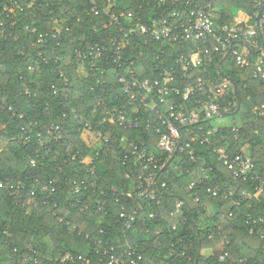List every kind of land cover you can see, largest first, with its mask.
<instances>
[{"label": "trees", "instance_id": "obj_1", "mask_svg": "<svg viewBox=\"0 0 264 264\" xmlns=\"http://www.w3.org/2000/svg\"><path fill=\"white\" fill-rule=\"evenodd\" d=\"M158 1L0 0V264H108L111 254L125 264L132 258L136 264H264V236L249 231L253 225L264 229V191L256 195L264 179V90L252 66L241 67L231 53L213 48L208 72L200 67L187 75L209 84L228 76L238 84L240 108L231 116L238 138L232 124L211 119L210 126H223L211 142L196 144V161L179 152L157 170V199L139 194L144 165L125 163L124 135L148 139L149 150L158 136L147 129L149 115L138 100L117 98L118 65L95 54L126 32L118 24L104 26L105 6L114 2L116 12L168 17L182 6ZM216 7L218 27L232 23L241 10H254L251 0H221ZM139 40L127 39V59L155 58L162 41ZM169 50L173 56L180 51ZM118 109L140 118V126L121 125L112 115ZM93 129L111 136L110 149L89 144ZM224 144L234 154L249 151L255 163L249 179L236 177L217 159L215 149ZM201 165L211 172L208 185L220 191L213 195L199 184L196 200L189 170Z\"/></svg>", "mask_w": 264, "mask_h": 264}, {"label": "built area", "instance_id": "obj_2", "mask_svg": "<svg viewBox=\"0 0 264 264\" xmlns=\"http://www.w3.org/2000/svg\"><path fill=\"white\" fill-rule=\"evenodd\" d=\"M180 1L171 0L172 4L178 2L182 6L171 11L170 17L156 16L151 12L148 15L137 16V12L125 9L116 12L111 10L114 2L109 7L105 6V14L109 19L104 26L118 24L121 26L120 29L126 32L123 37L112 36L110 39L112 47H104V51L98 49V53L95 54L96 57L106 58L118 65L120 70L116 73L119 85L117 98L130 97L132 103L138 100L144 114L149 115L146 119L147 129L158 136L153 150H149L148 139L138 142L134 138L129 140L125 135L121 138V141H124L125 163L130 165L141 163L147 171L139 173L137 180H140V186L144 187L139 194L150 199H157L155 192L157 170L165 169L179 152H188L196 161V144L211 142V137L223 126H210L211 119L227 116L231 113V106L240 107V101L236 99L238 84L230 77L223 76L219 82L213 79L211 84L199 76L187 80L195 68L201 67L208 72L207 60L211 62L214 59L213 48L221 54L231 53L237 65L241 67L252 66L253 74L261 79L264 90V0H251L254 9L252 12L241 10L232 23H225L220 27L216 25V2L221 0H200L192 4L191 0H183L181 3ZM166 3L165 0L158 1L162 6ZM124 16L129 17L126 24L121 21ZM129 37L137 39L142 37L143 40L139 41L143 45L162 41V46L156 48V57L153 59L141 60L139 56L127 59L125 49ZM42 39L43 34L39 41ZM186 42L187 49L181 50L180 47L185 46ZM170 46L177 50L179 48L176 56L169 50ZM255 51H258V54L254 57ZM83 52L82 50L80 54ZM164 55L165 58L162 60ZM91 63L96 64L94 61ZM225 97H230L228 105L221 102ZM261 108L264 109V101ZM112 115L127 128L140 126V118L129 117L124 109L115 110ZM239 130L238 125L232 124L236 138L239 137ZM87 135L92 140L89 144L99 142L102 146L111 148V136L102 129H93L88 131ZM215 151L218 153L217 159L232 170L236 177L247 180L253 175L255 163L248 150L242 149L234 154L230 152L229 145L224 144ZM84 161L93 163L91 159L85 158ZM175 167L179 169L180 165L176 164ZM189 171L191 182L188 187L189 190H194L192 195L196 200L201 199L198 190H195L199 184L204 183L207 186V193L213 195L219 193L218 187L208 185L210 170L201 165L197 170ZM141 180H145V183ZM166 185V182L162 183V186ZM263 191L264 179L256 195ZM183 201H178L177 212L182 213ZM158 203L162 204L160 199ZM236 204L240 205V201ZM249 231L264 236V229L255 225L250 226ZM227 256L228 253L221 255V260H227ZM125 263L126 260L118 258L115 254H111L108 261V264ZM130 263L136 264L135 259L132 258Z\"/></svg>", "mask_w": 264, "mask_h": 264}, {"label": "rangeland", "instance_id": "obj_3", "mask_svg": "<svg viewBox=\"0 0 264 264\" xmlns=\"http://www.w3.org/2000/svg\"><path fill=\"white\" fill-rule=\"evenodd\" d=\"M215 121L216 122H221V123H224V124H232L234 122V119L231 116H224V117H219V118L215 119ZM85 137H86V139H88L87 136H85ZM3 146L4 145L1 144L0 149H2Z\"/></svg>", "mask_w": 264, "mask_h": 264}, {"label": "water", "instance_id": "obj_4", "mask_svg": "<svg viewBox=\"0 0 264 264\" xmlns=\"http://www.w3.org/2000/svg\"><path fill=\"white\" fill-rule=\"evenodd\" d=\"M240 107H238V109H236L234 112H231V113H228L227 116H234L238 113V110H239ZM174 158V156L172 157V159Z\"/></svg>", "mask_w": 264, "mask_h": 264}]
</instances>
